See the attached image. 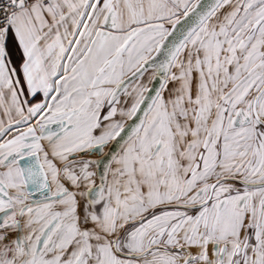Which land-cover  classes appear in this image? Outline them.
I'll return each instance as SVG.
<instances>
[{
  "label": "snow or ice",
  "instance_id": "1",
  "mask_svg": "<svg viewBox=\"0 0 264 264\" xmlns=\"http://www.w3.org/2000/svg\"><path fill=\"white\" fill-rule=\"evenodd\" d=\"M0 264H264V0H0Z\"/></svg>",
  "mask_w": 264,
  "mask_h": 264
}]
</instances>
